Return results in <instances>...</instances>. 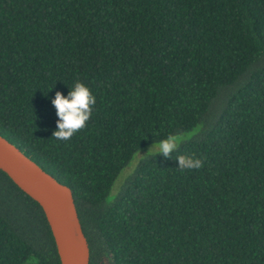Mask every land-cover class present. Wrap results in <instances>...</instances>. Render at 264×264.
<instances>
[{
    "label": "trees",
    "instance_id": "trees-1",
    "mask_svg": "<svg viewBox=\"0 0 264 264\" xmlns=\"http://www.w3.org/2000/svg\"><path fill=\"white\" fill-rule=\"evenodd\" d=\"M77 81L93 116L59 141ZM0 134L72 188L89 264H264V0H0ZM0 264H61L1 169Z\"/></svg>",
    "mask_w": 264,
    "mask_h": 264
},
{
    "label": "water",
    "instance_id": "water-1",
    "mask_svg": "<svg viewBox=\"0 0 264 264\" xmlns=\"http://www.w3.org/2000/svg\"><path fill=\"white\" fill-rule=\"evenodd\" d=\"M0 169L42 207L61 264H89L91 249L72 188L0 134Z\"/></svg>",
    "mask_w": 264,
    "mask_h": 264
},
{
    "label": "clouds",
    "instance_id": "clouds-1",
    "mask_svg": "<svg viewBox=\"0 0 264 264\" xmlns=\"http://www.w3.org/2000/svg\"><path fill=\"white\" fill-rule=\"evenodd\" d=\"M52 104L59 117L53 138L67 142L78 132L87 128L93 116L96 96L85 83L77 81L67 96L57 91ZM181 143V136L169 133L166 138L156 142L146 155L140 154V156L141 158L151 156L153 149H156L155 155H162L165 159H169L172 158L174 152L179 150ZM176 160L181 171L197 170L204 166V161L195 156L178 155Z\"/></svg>",
    "mask_w": 264,
    "mask_h": 264
}]
</instances>
